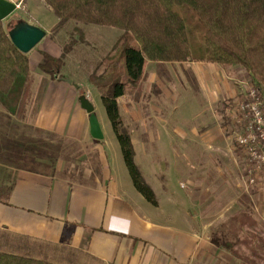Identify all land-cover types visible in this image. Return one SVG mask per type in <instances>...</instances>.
I'll list each match as a JSON object with an SVG mask.
<instances>
[{
    "label": "crops",
    "instance_id": "obj_1",
    "mask_svg": "<svg viewBox=\"0 0 264 264\" xmlns=\"http://www.w3.org/2000/svg\"><path fill=\"white\" fill-rule=\"evenodd\" d=\"M24 1L33 18L27 23L41 28L46 36L31 51L35 84L29 117L21 122L0 107V252L51 264H61L65 254L82 256L90 264H243L211 242L213 226L232 213L225 206L214 215L207 211L214 212L216 206H211L213 173L226 168L222 159L226 151L216 146L227 140L235 124L234 107L250 84L249 75L238 66L148 63L139 100H118L135 159L142 164V178L152 189L162 191L160 201L151 205L126 178H117L103 147L115 135L106 113H98L101 100L90 80L102 74L106 56L98 61L96 71L65 73L78 89L42 73L38 69L41 52L53 58L63 54L52 31L59 20L43 0ZM39 7L47 8L42 12ZM11 17L3 22L9 24ZM81 93L91 95L104 142L96 143L90 136L89 116L78 102ZM21 125L64 140H90L100 173L85 183L21 167L17 159ZM192 174L204 175L192 180ZM174 178L188 181L186 188L180 186L185 193H175ZM122 186L136 204L122 194ZM258 188L253 189L254 195L247 194L242 206H249L264 233V185Z\"/></svg>",
    "mask_w": 264,
    "mask_h": 264
},
{
    "label": "trees",
    "instance_id": "obj_2",
    "mask_svg": "<svg viewBox=\"0 0 264 264\" xmlns=\"http://www.w3.org/2000/svg\"><path fill=\"white\" fill-rule=\"evenodd\" d=\"M43 1L59 20L53 32L68 21L122 32L118 43L101 62L102 74L93 76L90 82L100 96L133 187L151 205H156L155 196L135 164L134 148L118 103L123 97L139 100L147 64L196 62L238 66L249 75L253 88L264 89V0ZM64 55L53 58L41 52L38 69L53 79L63 80L59 72ZM30 56L31 52L23 54L11 43L3 21L0 22V107L21 122L29 117L33 102L35 78ZM35 132L63 139L40 129ZM26 158L28 146L21 143L17 159L22 162ZM99 173L97 165L96 174ZM214 229V246L243 264H264V233L249 210H237ZM0 264L51 263L0 252Z\"/></svg>",
    "mask_w": 264,
    "mask_h": 264
},
{
    "label": "rangeland",
    "instance_id": "obj_3",
    "mask_svg": "<svg viewBox=\"0 0 264 264\" xmlns=\"http://www.w3.org/2000/svg\"><path fill=\"white\" fill-rule=\"evenodd\" d=\"M18 5L19 8L16 12L6 21L9 24L3 22L7 32L8 29L13 27L18 21L27 23L33 19L31 17L32 15L26 10L24 0H19ZM45 8L47 7H39V10L44 12ZM45 16H47L48 19H53V15L51 14H45ZM60 29L54 33L57 43L60 44V47L65 54L61 61L59 73L62 78L66 80H70V76L65 74L69 71L73 76L76 75V72L96 71L98 61L110 53L118 43L120 39L119 34H121L117 29L99 27L76 21H68L67 24ZM37 81L39 87V78H37ZM251 87L252 85L250 82V84L245 87V90ZM84 96L90 101L91 95L89 93H84ZM239 98L240 95L238 99ZM98 105V113H104L105 109L102 106V103H99ZM109 127L111 128V126ZM18 133L21 143H26L28 146V158H26V161L19 162L21 167H27L38 172H45L59 176H72L75 180L84 181L85 183L92 182L90 181V178L92 175L96 174L95 171L97 169V152L92 150V143L90 140L72 143L69 140L58 139L47 134L33 132L31 126L29 127L28 125H21ZM237 134L238 128L235 124H232L230 131H228L227 140L224 141L223 139L219 142L220 145L216 146L226 151V157L222 158L223 161L226 162V168L219 174L213 171V187L215 188L213 189L212 187L213 190L211 191V193L214 194V201L211 206H216L214 212L212 211L209 213L210 209L207 211L208 215H214L219 207L221 208L224 206V208H228V213H233L238 207L241 209L242 207H246V209L249 210V206H242V203L246 201L247 194L248 196L254 195L255 191L253 189L257 188L260 190L258 187H251L247 184L244 166L238 152L236 151ZM105 142L106 145H103V147L108 155L110 164L115 169V175L120 181H123V179L126 178V181L130 183L131 188L135 190L125 167L116 138L114 141L107 138ZM217 161L219 160L216 158V162ZM135 164L137 165L139 172H141L142 164L139 158H137V160L135 159ZM118 168H122V171H118L117 173ZM79 174H82V176ZM202 175L204 174H192V180H198ZM170 177V174H168V178ZM173 180L174 182H172V185L175 193H185V191L180 189V186L185 187L188 181L181 178L178 181L175 178ZM149 188L154 193L155 201H160L158 193H161L162 191L154 190L151 187ZM120 190L123 192L122 194H125V196L129 197V199L136 204L134 201L135 199L130 196L128 193L129 191L125 186H122ZM261 196H264V194ZM251 207H253V203L251 204ZM261 207V211L264 214V205H261ZM218 225L219 224L213 226V228H215L214 231L217 229ZM59 261L61 264H90L82 256L70 254L62 255Z\"/></svg>",
    "mask_w": 264,
    "mask_h": 264
},
{
    "label": "built area",
    "instance_id": "obj_4",
    "mask_svg": "<svg viewBox=\"0 0 264 264\" xmlns=\"http://www.w3.org/2000/svg\"><path fill=\"white\" fill-rule=\"evenodd\" d=\"M19 8V0H6ZM233 121L238 128L236 151L244 166L247 184L264 185V89L248 88L235 104Z\"/></svg>",
    "mask_w": 264,
    "mask_h": 264
},
{
    "label": "water",
    "instance_id": "obj_5",
    "mask_svg": "<svg viewBox=\"0 0 264 264\" xmlns=\"http://www.w3.org/2000/svg\"><path fill=\"white\" fill-rule=\"evenodd\" d=\"M16 12L14 4L0 0V22L6 20L8 17ZM11 43L23 54H29L35 47H37L45 38L46 33L39 27L29 25L26 22L18 21L11 31L8 33ZM63 81L78 89L70 80L63 79ZM79 105L89 116L90 136L95 141H103L104 134L101 129L95 108L93 104L85 97L80 96L78 99Z\"/></svg>",
    "mask_w": 264,
    "mask_h": 264
}]
</instances>
